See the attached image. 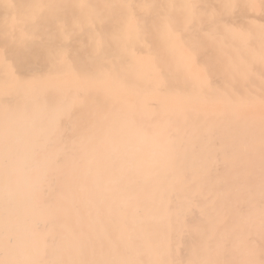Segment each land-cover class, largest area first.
<instances>
[{"label":"bare ground","instance_id":"1","mask_svg":"<svg viewBox=\"0 0 264 264\" xmlns=\"http://www.w3.org/2000/svg\"><path fill=\"white\" fill-rule=\"evenodd\" d=\"M121 2L140 0H0V264H264V0H190L171 45L125 42ZM225 59L251 70L204 73ZM249 211L247 250L218 246Z\"/></svg>","mask_w":264,"mask_h":264},{"label":"snow or ice","instance_id":"2","mask_svg":"<svg viewBox=\"0 0 264 264\" xmlns=\"http://www.w3.org/2000/svg\"><path fill=\"white\" fill-rule=\"evenodd\" d=\"M224 9L234 8L237 5L231 3V0H227L223 5ZM108 7L117 9L114 12L113 19L114 23L123 35V40L125 42L129 40L143 41L148 44H152L154 41H167L170 45L174 44L175 32L177 30V25L181 22L183 23H195V9L196 5L191 3L190 0L180 5L181 13L180 17L174 15H160L158 12L153 10L156 8L153 0H140L139 3L132 5L127 2H121L118 5H108ZM175 8V5H172ZM139 8L147 10L150 14L155 16L151 22H149L148 17L137 16L134 9ZM203 30V24L201 23V29L197 30V35L191 41L189 47L193 49H198L203 46L204 41L200 39L199 32ZM209 34H213L209 32ZM235 38L243 39L242 34H234ZM97 46L103 53V50L107 47V41L104 34L101 35V39L97 42ZM260 63L264 66V47L261 49L260 53ZM159 71L160 82L169 81L176 74L175 61L170 56H161L157 60L156 65ZM251 70V66L242 61H236L235 59H225L220 62V64L212 63L204 66V73L211 76L214 72L225 71L231 74L233 77L246 75ZM130 69L125 68V70L118 73H107L102 78L94 79L89 81V83L101 89H107L110 91L119 90L120 86L127 81ZM242 226L239 232L236 233L235 237L230 239L229 237H222L217 241L218 246H223L229 242L233 243L234 246L241 250H247L246 244V230L254 226L253 214L251 211L241 214ZM259 226L262 231H264V211L261 213ZM198 264H214L210 261H199ZM235 264H252L250 260H240L235 262Z\"/></svg>","mask_w":264,"mask_h":264}]
</instances>
